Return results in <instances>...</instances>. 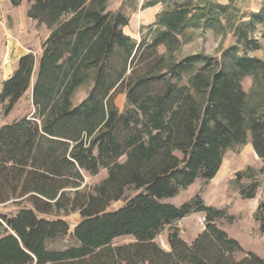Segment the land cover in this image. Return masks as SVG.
<instances>
[{"label": "trees", "instance_id": "1", "mask_svg": "<svg viewBox=\"0 0 264 264\" xmlns=\"http://www.w3.org/2000/svg\"><path fill=\"white\" fill-rule=\"evenodd\" d=\"M22 1L10 0L13 7ZM26 2L27 17L49 33L39 58L20 56L1 83L5 114L28 90L34 112L0 126V204L20 206L0 212V264H264L216 224L224 210L199 194L180 205L164 201L214 178L228 150L250 143L264 160V59L248 53L261 48L249 33L264 10L239 20L226 5L173 2L135 42L123 32L129 17L107 0ZM227 23L235 44L221 57H175L189 27L222 32ZM101 169L106 177L86 190L84 172ZM243 176L236 172L238 181ZM257 187L253 181L239 191L250 199ZM196 211L205 228L191 243L177 230L168 234L170 250L156 243L166 226ZM74 212L80 219L71 228L64 217ZM255 219L264 233V200ZM66 236L72 244L50 247ZM121 236L134 241L114 245Z\"/></svg>", "mask_w": 264, "mask_h": 264}, {"label": "rangeland", "instance_id": "2", "mask_svg": "<svg viewBox=\"0 0 264 264\" xmlns=\"http://www.w3.org/2000/svg\"><path fill=\"white\" fill-rule=\"evenodd\" d=\"M150 0H107V7L111 11H122L129 17L128 25L123 27V32L130 38L139 42L143 34H149V26L156 21V16L166 5L173 2H190L191 7L202 8L209 3H217L228 6L227 16L239 20H248L251 12L264 10V0H164L152 6H142ZM3 2V0H0ZM6 2V1H5ZM27 3L22 2L17 8H0V89L2 81L13 72L16 67L18 55L22 52H31L36 59L41 53V44L48 36L49 31L44 25L37 23L26 15ZM224 22V21H223ZM222 32H215L210 28L198 24L185 31L182 44L175 53L176 58L203 53L208 56L221 57L223 51L235 44V38L231 32V25ZM250 38L257 39L261 44L260 49L250 50V55L264 59V21L256 23V27L249 33ZM18 39V43H16ZM12 41L15 46L9 48ZM243 87L246 91L251 85L250 78H244ZM91 83L79 87L73 97L74 104L82 101L89 90ZM119 111H123L126 105L124 93H118L114 99ZM34 112L31 100V90L14 105L12 110L5 114L0 104V126L10 123L23 116H30ZM244 172V176L238 181L236 172ZM106 170L101 169L97 174L90 175L84 172L83 185L86 190L92 188L106 177ZM253 181L258 182L255 196L245 199L240 194V186H247ZM199 194L204 203L216 209L224 210L225 215L216 220V224L235 238L245 252H253L264 258V233L260 231L259 222L255 219V211L260 201L264 200V160L258 157L252 145L247 143L233 150H228L222 160L217 174L209 181L197 179L186 189L180 190L177 195L164 201L180 205L195 195ZM22 205L29 206L27 203ZM122 205L121 201L114 202L108 210H115ZM18 204H0V212L14 214L19 209ZM53 217V216H49ZM73 228L79 221L77 212L64 217ZM205 228V215L202 211L192 212L172 224L166 226L155 238V241L165 250H170L168 234L177 230L179 236L187 243H191ZM134 241L132 236H121L113 240L114 245L125 244ZM73 241L69 236L58 239L50 244L51 248H64ZM243 255V254H242ZM239 255V256H242Z\"/></svg>", "mask_w": 264, "mask_h": 264}, {"label": "crops", "instance_id": "3", "mask_svg": "<svg viewBox=\"0 0 264 264\" xmlns=\"http://www.w3.org/2000/svg\"><path fill=\"white\" fill-rule=\"evenodd\" d=\"M6 1V2H5ZM24 2H26V0H23ZM22 1V2H23ZM27 3V2H26ZM28 5V4H27ZM20 6V5H19ZM19 6H17V7H19ZM1 7H3V8H12V9H14V8H17V7H13L12 5H11V2H10V0H3V2H0V8ZM34 21V20H33ZM18 39H16V43H18ZM20 42V41H19ZM15 46V44L12 42V41H10V43H9V48L8 49H10V51H11V49L13 48ZM16 47V46H15ZM26 53H28V52H22V53H20L19 55H18V58L20 57V56H22V55H24V54H26ZM18 60V59H17ZM16 64H17V61H16ZM14 71V70H13ZM11 74V73H10ZM9 74V75H10ZM8 75V76H9ZM7 76V77H8ZM6 77V78H7Z\"/></svg>", "mask_w": 264, "mask_h": 264}]
</instances>
